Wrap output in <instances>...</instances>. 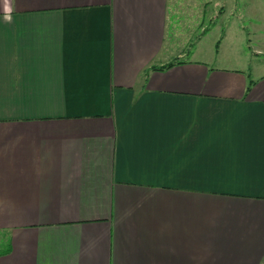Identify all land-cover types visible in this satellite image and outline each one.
Masks as SVG:
<instances>
[{
  "label": "crops",
  "instance_id": "0c3cea01",
  "mask_svg": "<svg viewBox=\"0 0 264 264\" xmlns=\"http://www.w3.org/2000/svg\"><path fill=\"white\" fill-rule=\"evenodd\" d=\"M209 2L0 0V264H264V39Z\"/></svg>",
  "mask_w": 264,
  "mask_h": 264
},
{
  "label": "rangeland",
  "instance_id": "374dc122",
  "mask_svg": "<svg viewBox=\"0 0 264 264\" xmlns=\"http://www.w3.org/2000/svg\"><path fill=\"white\" fill-rule=\"evenodd\" d=\"M202 8L205 7L204 0H199ZM230 4V11L228 16H220L219 12L228 10L224 4ZM205 9L206 17L215 9V19L206 20V30L200 33V45L207 47L208 42L214 45L220 36H227L226 46L222 52V56L230 55L244 58V56H251L252 60L259 59L254 57L253 50L258 46L256 42L255 32L257 29L264 39V0H212L207 3ZM202 12H198L200 16ZM219 15V16H218ZM252 31V32H251ZM250 40V41H249ZM203 42V43H202ZM219 41H217L218 43ZM220 43H218L219 45ZM217 45V46H218ZM264 49V43L261 44ZM251 48V50H250ZM250 50V54L248 52ZM254 57V58H252ZM261 57L264 58L262 54ZM7 247V241L2 234H0V251Z\"/></svg>",
  "mask_w": 264,
  "mask_h": 264
},
{
  "label": "trees",
  "instance_id": "16d2710c",
  "mask_svg": "<svg viewBox=\"0 0 264 264\" xmlns=\"http://www.w3.org/2000/svg\"><path fill=\"white\" fill-rule=\"evenodd\" d=\"M9 252H10V246L7 245V247L4 250L0 251V254H6V253H9Z\"/></svg>",
  "mask_w": 264,
  "mask_h": 264
}]
</instances>
